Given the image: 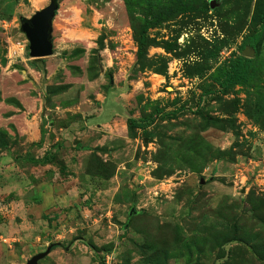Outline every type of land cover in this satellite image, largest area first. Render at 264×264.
Masks as SVG:
<instances>
[{"label": "rangeland", "instance_id": "1", "mask_svg": "<svg viewBox=\"0 0 264 264\" xmlns=\"http://www.w3.org/2000/svg\"><path fill=\"white\" fill-rule=\"evenodd\" d=\"M50 1L0 0V264H264V0H58L32 57Z\"/></svg>", "mask_w": 264, "mask_h": 264}, {"label": "water", "instance_id": "2", "mask_svg": "<svg viewBox=\"0 0 264 264\" xmlns=\"http://www.w3.org/2000/svg\"><path fill=\"white\" fill-rule=\"evenodd\" d=\"M58 8L59 1L51 0L49 5L38 10L31 18H23L22 30L29 39L32 57H45L53 53L52 21ZM50 250L51 245L45 251L32 256L27 264H37Z\"/></svg>", "mask_w": 264, "mask_h": 264}, {"label": "trees", "instance_id": "3", "mask_svg": "<svg viewBox=\"0 0 264 264\" xmlns=\"http://www.w3.org/2000/svg\"><path fill=\"white\" fill-rule=\"evenodd\" d=\"M261 25L253 33L244 38L243 46L256 49L264 36V11L261 14ZM140 50L147 43L146 34L142 33L138 39ZM253 59L245 55L238 57L231 70L226 74L223 85L244 84L251 76Z\"/></svg>", "mask_w": 264, "mask_h": 264}, {"label": "crops", "instance_id": "4", "mask_svg": "<svg viewBox=\"0 0 264 264\" xmlns=\"http://www.w3.org/2000/svg\"><path fill=\"white\" fill-rule=\"evenodd\" d=\"M37 135H38V132H37V134H35L33 137L31 136V139H33L32 142H34V141L37 140V137H38ZM34 138H35V139H34ZM44 145H45V144H44ZM44 147H46V146H44ZM34 148H38V145H35ZM34 152H35V151H34ZM34 152H33V153H34ZM33 167H34V166H33ZM45 177H46V176H45ZM45 177H44V178H45ZM32 178H33V176L31 175V179H32ZM44 178H43V179H44ZM34 183H35V182L31 180V188L34 186Z\"/></svg>", "mask_w": 264, "mask_h": 264}]
</instances>
